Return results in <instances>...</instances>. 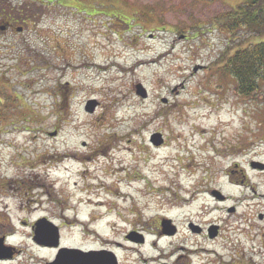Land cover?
I'll return each instance as SVG.
<instances>
[{
	"label": "rangeland",
	"instance_id": "rangeland-1",
	"mask_svg": "<svg viewBox=\"0 0 264 264\" xmlns=\"http://www.w3.org/2000/svg\"><path fill=\"white\" fill-rule=\"evenodd\" d=\"M240 1H0L30 16L0 29V264L50 255L42 218L119 264H264V83L242 97L218 71L235 48L214 16Z\"/></svg>",
	"mask_w": 264,
	"mask_h": 264
},
{
	"label": "trees",
	"instance_id": "trees-1",
	"mask_svg": "<svg viewBox=\"0 0 264 264\" xmlns=\"http://www.w3.org/2000/svg\"><path fill=\"white\" fill-rule=\"evenodd\" d=\"M11 9H14L11 3L1 5L0 19H15L13 15L15 17L16 14L22 15L23 19L30 17L27 13L23 14L22 8L14 9L11 15ZM214 18L215 29L226 35L230 46L235 48L218 69L220 76H230L234 80L239 96L251 97L259 91L260 83H264V39L261 40L264 36V0H241L234 8ZM199 28L195 26V30H201ZM249 37L260 38L247 43Z\"/></svg>",
	"mask_w": 264,
	"mask_h": 264
},
{
	"label": "water",
	"instance_id": "water-1",
	"mask_svg": "<svg viewBox=\"0 0 264 264\" xmlns=\"http://www.w3.org/2000/svg\"><path fill=\"white\" fill-rule=\"evenodd\" d=\"M136 94H138L141 97H146V91L140 85L137 86ZM161 101L166 102V99L162 98ZM94 106H95L94 101L92 102L88 101L86 103L85 110L91 113L93 112ZM161 143H162V139H160L157 142V144H161ZM251 167L263 171L264 163L259 162V161H253L251 163ZM216 196L220 197L218 194H216ZM230 210L232 211L233 209H230ZM259 218H262V215H259ZM161 226H162L163 233L174 234L176 231L175 226L170 223V220H165V219L161 220ZM190 228L193 232L200 231V228H198L197 226L190 225ZM208 232H209L210 237L215 236L217 233V226L216 225L210 226L208 229ZM131 236L132 234L128 235V237H131ZM33 239L36 243L41 244V245L58 246L59 244L58 228L53 223L46 220L45 218L39 219L35 223ZM139 241L140 242L142 241V237L140 238ZM58 255L62 256L60 260H56V261L54 260L47 264H77L79 263V261L85 260L83 256L88 255V253H83L77 250L60 249L58 252ZM10 256H11L10 248L6 247L4 245V239L0 238V258H6ZM107 263L115 264V262L112 261V259H109ZM163 264H166V263H163Z\"/></svg>",
	"mask_w": 264,
	"mask_h": 264
},
{
	"label": "flooded vegetation",
	"instance_id": "flooded-vegetation-1",
	"mask_svg": "<svg viewBox=\"0 0 264 264\" xmlns=\"http://www.w3.org/2000/svg\"><path fill=\"white\" fill-rule=\"evenodd\" d=\"M76 1L77 0H72V2H76ZM4 22L5 23L0 27L1 32H7L8 30L15 29V31L18 33L23 29V26L19 24L16 19H9ZM37 247L40 249H48L50 252L49 256L41 260V264H46L49 261H53V260L56 261L62 258V256L58 255L57 253V251L61 248L60 246L52 247L50 245H38ZM14 250H15L14 248H11L10 249V252H12L11 256L7 258H1L0 262L12 260L14 258L13 253H15L16 251ZM86 252L89 253L88 255L83 256L85 260L79 261V263L77 264H108L107 261L109 259H112V261L114 262L116 261L119 264L121 260V258L116 254V251H114V249H110L108 246H104V245L98 246L96 248L87 249Z\"/></svg>",
	"mask_w": 264,
	"mask_h": 264
},
{
	"label": "bare ground",
	"instance_id": "bare-ground-1",
	"mask_svg": "<svg viewBox=\"0 0 264 264\" xmlns=\"http://www.w3.org/2000/svg\"><path fill=\"white\" fill-rule=\"evenodd\" d=\"M188 170L189 171H194L195 169L194 168H189ZM83 205L84 206H95V205L103 206L104 203L103 202H100V201H98V202L95 203V202H93L91 200H87L85 203H83ZM101 221H103V219H101ZM193 253H195V251H193ZM151 259H153V257H151Z\"/></svg>",
	"mask_w": 264,
	"mask_h": 264
}]
</instances>
